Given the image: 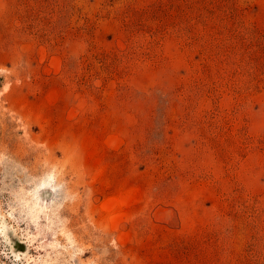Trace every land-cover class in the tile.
I'll list each match as a JSON object with an SVG mask.
<instances>
[{
	"label": "rangeland",
	"instance_id": "rangeland-1",
	"mask_svg": "<svg viewBox=\"0 0 264 264\" xmlns=\"http://www.w3.org/2000/svg\"><path fill=\"white\" fill-rule=\"evenodd\" d=\"M0 264H264V0H0Z\"/></svg>",
	"mask_w": 264,
	"mask_h": 264
},
{
	"label": "bare ground",
	"instance_id": "bare-ground-1",
	"mask_svg": "<svg viewBox=\"0 0 264 264\" xmlns=\"http://www.w3.org/2000/svg\"><path fill=\"white\" fill-rule=\"evenodd\" d=\"M48 174V173H47ZM45 177V176H44ZM47 177V176H46ZM45 179V178H44ZM44 179H42L43 181L42 182H44ZM48 179H49V177H48ZM47 181V180H46ZM50 184V183H49ZM34 199V198H33ZM37 200V199H36ZM35 201V200H34ZM31 206V205H30ZM33 206V205H32ZM39 206V205H38ZM40 207V206H39ZM41 207H42V204H41ZM34 208V207H33ZM33 208H32V210H33ZM42 210V209H41ZM36 212V211H35ZM37 215V214H36ZM11 248H14L15 249V247H16V245L15 244H13V243H11ZM12 250V249H11ZM15 252V251H14Z\"/></svg>",
	"mask_w": 264,
	"mask_h": 264
}]
</instances>
